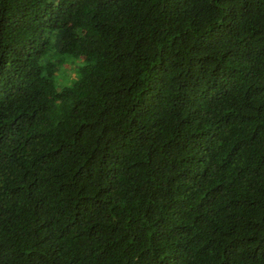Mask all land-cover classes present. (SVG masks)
I'll return each instance as SVG.
<instances>
[{"label": "trees", "instance_id": "obj_1", "mask_svg": "<svg viewBox=\"0 0 264 264\" xmlns=\"http://www.w3.org/2000/svg\"><path fill=\"white\" fill-rule=\"evenodd\" d=\"M0 264H264V0H0Z\"/></svg>", "mask_w": 264, "mask_h": 264}, {"label": "rangeland", "instance_id": "obj_2", "mask_svg": "<svg viewBox=\"0 0 264 264\" xmlns=\"http://www.w3.org/2000/svg\"><path fill=\"white\" fill-rule=\"evenodd\" d=\"M69 61L68 60H65V63L67 64ZM67 70V66H63L61 67V69L57 70V74L54 76V79L59 81L60 84H65L64 80L66 79L63 75V73ZM68 76L72 77L73 74L72 72H69ZM64 79V80H63Z\"/></svg>", "mask_w": 264, "mask_h": 264}]
</instances>
